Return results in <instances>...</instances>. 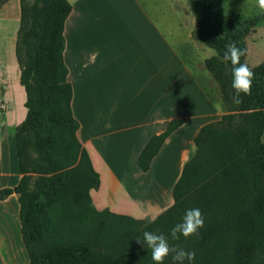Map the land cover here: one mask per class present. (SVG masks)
Masks as SVG:
<instances>
[{"label":"trees","instance_id":"16d2710c","mask_svg":"<svg viewBox=\"0 0 264 264\" xmlns=\"http://www.w3.org/2000/svg\"><path fill=\"white\" fill-rule=\"evenodd\" d=\"M187 2L195 19L192 38L215 51L204 64L226 111L199 128L195 152L173 186V203L147 221L98 210L92 203L90 190L98 188L99 174L76 136L63 60L70 3L19 0L15 56L27 110L14 131L20 178L13 187L0 189V199L18 195L29 264H154L151 250L137 242L145 231L162 233L170 245L194 251L191 264H264V58L250 67L251 94H241L239 105L232 102L233 66L223 61L230 42L246 50L245 37L263 16H226L222 0ZM182 123V118L172 119L149 138L137 158L142 170ZM202 158L210 163L206 176L200 171ZM193 208L201 210L204 226L197 235L173 240L170 230ZM164 264H174L171 254Z\"/></svg>","mask_w":264,"mask_h":264},{"label":"crops","instance_id":"0c3cea01","mask_svg":"<svg viewBox=\"0 0 264 264\" xmlns=\"http://www.w3.org/2000/svg\"><path fill=\"white\" fill-rule=\"evenodd\" d=\"M67 1L63 60L76 136L99 174L92 203L134 218L156 215L173 203V186L195 152L199 128L224 112L203 86L197 62L187 63L177 51L183 27L166 0ZM19 17V0L0 4V189L20 178L14 131L27 109L15 56ZM176 118L183 123L142 170V148ZM17 197L0 199V264H29Z\"/></svg>","mask_w":264,"mask_h":264},{"label":"rangeland","instance_id":"374dc122","mask_svg":"<svg viewBox=\"0 0 264 264\" xmlns=\"http://www.w3.org/2000/svg\"><path fill=\"white\" fill-rule=\"evenodd\" d=\"M156 2L157 4H162L164 1L156 0L155 3ZM222 2L223 12L226 16H237L239 18L263 16V19L259 21L245 37V63L249 67L257 65L264 58V11H262L258 7L257 0H222ZM166 3L168 6L171 5L172 8H175L179 13L178 16L180 17L181 21L180 24L183 27L182 39L184 41V44L182 45L177 41L178 43H175L177 51L179 52L183 60L187 63L197 62L196 67H198V69L200 70V80L203 86L209 92V95L212 96V98L220 105L222 111L225 112L226 107L221 99L219 86L211 77L204 64V60L207 57L215 54V51L195 39L192 40L191 38L189 40L187 38L195 25V19L187 0H166ZM143 5H145L146 8H149L150 3L149 1H147L143 3ZM202 75H204V77ZM261 140L262 142H264V131ZM85 149L88 153L89 158H91L89 150L87 148ZM200 163L201 175L206 176L210 170V163L204 158L200 160ZM158 214L138 219H145L147 221H150L154 219ZM10 254L12 253L9 251V255Z\"/></svg>","mask_w":264,"mask_h":264},{"label":"clouds","instance_id":"9594fccd","mask_svg":"<svg viewBox=\"0 0 264 264\" xmlns=\"http://www.w3.org/2000/svg\"><path fill=\"white\" fill-rule=\"evenodd\" d=\"M258 7L264 11V0H257ZM244 49L236 46L235 42L226 45V51L223 55V61L231 62L232 67V88L235 91L232 102L236 105L242 103L241 94L250 95L252 81L254 78L253 70L246 64L240 63V59L245 55ZM219 107V105H217ZM204 226V217L199 208H193L186 211L182 222L177 223L171 230L170 236L173 240H178L180 235L188 238L198 234V230ZM142 242L147 249L151 250V259L154 264H164V260L171 254L174 264H184L187 259L190 264L195 260L194 251H186L179 246L170 245L169 239L164 234L145 231Z\"/></svg>","mask_w":264,"mask_h":264},{"label":"built area","instance_id":"2783aa9c","mask_svg":"<svg viewBox=\"0 0 264 264\" xmlns=\"http://www.w3.org/2000/svg\"><path fill=\"white\" fill-rule=\"evenodd\" d=\"M0 86H1V83H0Z\"/></svg>","mask_w":264,"mask_h":264}]
</instances>
